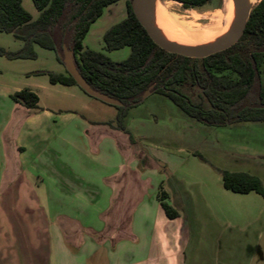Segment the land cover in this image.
Returning a JSON list of instances; mask_svg holds the SVG:
<instances>
[{"label":"rangeland","instance_id":"374dc122","mask_svg":"<svg viewBox=\"0 0 264 264\" xmlns=\"http://www.w3.org/2000/svg\"><path fill=\"white\" fill-rule=\"evenodd\" d=\"M22 1L36 19L32 1ZM160 2L193 29L209 23L223 4L214 0L195 10ZM126 16V0L105 8L84 46L115 62L128 58L130 48L107 52L103 42L104 34ZM23 46L12 34L0 33V47L6 51ZM34 50L35 59L0 56V143L10 137L25 148L20 175L0 194V264H66L63 246L80 255L77 264L127 262L132 257L125 247L129 240H108L102 246L98 241L108 230L105 217L119 199L121 182L134 171H139L141 191L130 226L143 240L161 209L157 197L164 191L166 202L179 214L171 220L163 213L171 223L169 231L178 230L188 239L184 264H264V197L225 190L219 172L255 176L264 188V122L207 126L150 92L124 121L135 140L130 147L122 132L119 138L102 137L91 126L117 125L118 110L79 86L52 85L39 73L66 74L65 65L55 51L38 45ZM25 88L39 96V110L30 112L11 100L10 95ZM68 221L76 223L70 234ZM76 230L94 241L93 250L63 241Z\"/></svg>","mask_w":264,"mask_h":264},{"label":"trees","instance_id":"16d2710c","mask_svg":"<svg viewBox=\"0 0 264 264\" xmlns=\"http://www.w3.org/2000/svg\"><path fill=\"white\" fill-rule=\"evenodd\" d=\"M38 12L34 19L22 0H0V33L12 34L24 43L21 50L0 56L9 59H35L34 46L55 51L63 63L64 47L76 55V66L96 91L122 103L115 130L135 140L124 121L129 111L139 107L150 90L170 99L186 116L207 126L227 127L245 122H264V0L253 8L243 36L229 49L203 59L168 53L157 46L126 0L127 16L103 36L107 52L130 48L120 62L105 53L84 46L92 25L105 8L120 0H31ZM185 9H201L214 0H168ZM67 38L69 39L67 42ZM64 64V63H63ZM52 85L78 86L66 74L40 72ZM11 100L30 112L40 109V98L29 88L10 95ZM200 160L203 157L196 154ZM225 190L239 194L256 192L264 197L260 179L246 173L219 171ZM158 201L168 219L179 217L160 191Z\"/></svg>","mask_w":264,"mask_h":264},{"label":"crops","instance_id":"0c3cea01","mask_svg":"<svg viewBox=\"0 0 264 264\" xmlns=\"http://www.w3.org/2000/svg\"><path fill=\"white\" fill-rule=\"evenodd\" d=\"M91 126L98 127L95 132L102 137L109 134H115L117 137L120 134L119 132H121L115 130L106 123L91 124ZM123 134L126 135L125 133ZM4 140L0 143V194L7 192L8 185L16 181L20 175L19 171L22 168V151L25 150V148L19 144L20 142L15 139L8 137ZM123 141L125 142L124 139ZM128 144L132 147L130 140ZM126 146L128 147V145ZM140 183L139 171L130 172L128 177L123 179L119 186V190H121L118 196L119 199H117L116 203H112L114 204L112 207L113 210L105 217L108 230L100 233L98 245L102 246L101 244L106 243L108 240L116 242L121 240L131 241H128L125 247H128L127 252L131 253L132 257L123 264H184L183 253L188 246L187 236L185 237L183 233L178 232V230L176 232L169 231L168 226L171 223L164 217L165 213L162 208L159 210L154 225L150 228L146 236V240H143V237L138 233L136 234L131 228L132 226H130V224L135 212L132 209L133 207L135 209L140 202L139 196L141 188L138 187ZM159 220L161 225L159 224L158 228ZM75 224L76 223L73 221H68L67 225L71 226L68 227L67 233H69L70 228ZM57 238L59 241H62L60 234L57 235ZM54 239L55 237L53 240ZM64 239L75 248L93 250L96 246L92 239V241H89L87 238H83L77 230L72 231L71 235H65L63 241ZM41 245L43 247L44 245L46 246L44 240L43 243L41 242ZM62 250L64 255L68 258L66 264H77L80 255H73V253H70L67 247L64 246Z\"/></svg>","mask_w":264,"mask_h":264},{"label":"water","instance_id":"95a60500","mask_svg":"<svg viewBox=\"0 0 264 264\" xmlns=\"http://www.w3.org/2000/svg\"><path fill=\"white\" fill-rule=\"evenodd\" d=\"M158 0H132L131 6L134 14L144 27L152 41L168 53L184 57L203 59L216 53L225 51L235 45L243 36L253 7L248 6L244 0H233L237 7V15L234 24L219 40L206 45L175 44L162 35L153 24L155 6ZM66 71L74 78L77 85L89 96L96 98L111 106H122V103L104 93L94 90L83 78L76 66V55L72 50L64 47L62 56ZM150 93L147 90L143 98Z\"/></svg>","mask_w":264,"mask_h":264},{"label":"bare ground","instance_id":"6f19581e","mask_svg":"<svg viewBox=\"0 0 264 264\" xmlns=\"http://www.w3.org/2000/svg\"><path fill=\"white\" fill-rule=\"evenodd\" d=\"M244 1L250 7L255 6L254 0ZM165 6L160 0L157 1L153 24L164 37L175 44L206 45L213 43L228 32L237 15L234 1L223 0L221 8L214 11L209 17V23L193 29L195 27L192 23L180 20L177 14L169 12ZM198 16H194V18L199 19Z\"/></svg>","mask_w":264,"mask_h":264}]
</instances>
